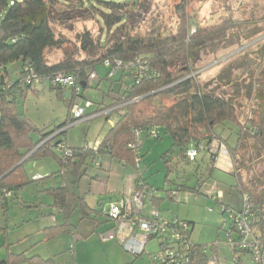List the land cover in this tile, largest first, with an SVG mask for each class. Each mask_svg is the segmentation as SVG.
I'll use <instances>...</instances> for the list:
<instances>
[{"label":"trees","instance_id":"16d2710c","mask_svg":"<svg viewBox=\"0 0 264 264\" xmlns=\"http://www.w3.org/2000/svg\"><path fill=\"white\" fill-rule=\"evenodd\" d=\"M192 1L194 0H181L178 32L168 37L156 38L134 36L132 32L135 29L132 28L125 30L128 7L133 5L134 0H0V179L16 168L0 181V192L6 190L11 194L7 200H0L4 216L8 214L7 201L18 199L20 193L34 183L37 186H45L41 194L51 198L52 207L60 211L63 218V223H57L44 230L47 232V240L62 234H72L70 218L76 209H80L83 218H87L97 230L98 215L86 214V204L79 194L78 186L87 176L89 160L97 168L96 163L100 162L98 158L102 155H109L112 160L134 166V153L130 146L136 142V130H142L147 137H149L148 132L156 130L158 132L156 139L162 138L163 133L171 137L170 148L161 156L166 166L165 184L171 185L173 189L180 187L193 194H199L205 183L212 178L217 159L214 154L209 153L213 143L223 145L234 162L239 161L241 156L244 169H246L245 163L252 158L246 155L250 141L264 153V110L256 111L254 118L242 121L243 117L241 118L242 115L235 105L236 97L219 95L198 85L193 79H185L196 71L197 68L192 60L196 59L195 53L201 50L205 40L235 28L232 21L219 26L198 25L195 33L190 37L191 18L186 9ZM68 3L100 10L105 14L102 20L107 28L126 31V35L115 41L101 58L80 60L70 47L64 46L56 37L52 27L56 5ZM103 10L108 11L103 12ZM112 11L122 14L113 17L108 13ZM81 37L83 51L93 50L95 43L91 35L87 33ZM48 49H61L65 54L64 59L50 64L46 58ZM262 55L264 57V47ZM138 59L149 64L153 76L139 81L132 72L120 73L115 78L118 85L117 95L112 98L110 104H106L104 109H112L122 104L119 99L121 94H127L126 100L129 102L143 99L128 104L124 109L114 111L118 115V120L97 150H90L87 147L75 148L72 149L75 152L72 158H64L60 152L57 154L53 151L57 148H50L47 145L36 149L25 162L17 166L46 137L68 123L65 122L47 131L35 128L25 118L20 105L30 91L37 93L36 82L56 92L58 99L67 107L71 122L73 101L64 89L51 84L49 80L53 76L58 73L74 74L80 83L86 80L89 72L96 71L98 66H102L105 60H120L128 63ZM15 62H19L21 67L12 72L10 65ZM26 67L35 73L38 80L32 84L22 85L21 80L22 77L25 78ZM104 79L111 80L108 73ZM87 89L85 88L83 92ZM253 89L256 100L264 102V74L262 79L255 80ZM112 91L113 86L110 87V93ZM94 105L96 104L93 103ZM225 132H228L226 138ZM65 134L66 132L61 136L64 141ZM233 137L235 140L230 141ZM200 148H203L201 153H204L201 161L198 160L200 155L196 161H189V151L192 149L198 151ZM49 158L58 164L60 170L68 169L64 176L60 172L63 180L61 187L50 186L53 174L38 180H31L28 176L26 167L29 163ZM189 165L194 169L193 186L187 183L190 181V176L186 175L185 167ZM202 165L205 166L206 172H199ZM243 168H237L233 174L241 193H248L255 203H264V182L256 180L251 187L245 185L241 173ZM173 175L176 179L171 180L170 177ZM67 176L71 180L70 184L66 179ZM140 177L138 175L137 179L139 180ZM164 192L167 197V192ZM163 199L155 198L153 204L160 206V201ZM201 248L195 245L191 254V264H209L208 256L202 253ZM5 262L6 264H55L54 257L44 259L40 256L29 257L27 252L16 255L9 251Z\"/></svg>","mask_w":264,"mask_h":264},{"label":"rangeland","instance_id":"374dc122","mask_svg":"<svg viewBox=\"0 0 264 264\" xmlns=\"http://www.w3.org/2000/svg\"><path fill=\"white\" fill-rule=\"evenodd\" d=\"M134 2L133 5L128 7V21L125 30L132 28L135 29L132 32L134 36L156 38L168 37L178 32L181 0H134ZM55 8L52 20L53 31L64 46L70 47L80 60H97L101 58L115 41L126 35V31L120 32L112 27L107 28L102 20L105 14L93 7H78L75 3H68L56 5ZM106 11L108 10H103V12ZM186 11L191 18L190 37L195 33L198 25L203 27L219 26L232 21L235 28L231 31L213 35L205 40L201 50L195 53L196 59L192 60L197 68L196 71L189 74L185 79H193L198 85L219 95L228 98L236 97L235 105L242 115L241 118L243 117L242 121L247 118H254L256 111L264 110V102L256 100L253 89L255 80L257 78L262 79L264 74V57L262 55L264 47V0H194L189 3ZM108 13L113 17L122 14L117 11ZM87 33L91 35L95 43L93 50L89 52L83 51L84 46L81 37ZM64 57V51L61 49H48L46 51V58L50 64L58 63ZM20 67L21 64L15 62L10 65V70L15 72ZM177 67L179 68V66ZM96 73L98 79L92 85L87 78V85L86 80H83V88H88L83 92V96L95 104H100L103 101L109 104L111 102L109 94L113 98L118 92L116 91L118 88L115 82L116 79L105 80L104 77L108 72L103 66H98ZM88 74L92 75L94 72L91 71ZM35 86L37 93L30 91L20 105L25 118L39 130L46 129L50 131L65 124V122L68 123L63 128L71 124L68 109L58 99L56 92L49 90L48 87L41 86L37 82ZM111 86H113V91L110 93ZM65 91L69 93L68 97L72 99L70 90ZM92 110L96 111L98 107H94ZM105 125L104 118L99 117L73 126L65 131L67 132L64 135L65 143L68 146L70 141H74L76 144L82 145L80 148H83L86 146L85 142L87 140L89 142L97 140L100 130H104ZM57 131L46 137L22 161L25 162L36 149L38 150L44 146L59 148L63 138ZM224 135L225 138L228 137V132H225ZM232 140L234 141L235 138H231L230 141ZM171 143V137L164 135V133L160 139L144 136L141 147L143 156L141 168L136 169L135 165L128 164H126L127 168L123 167L128 172H114L111 168V172L114 173L108 184L111 191L105 197H102V199L105 198L102 203L107 206L112 202H116L117 197H119V189L128 183L130 178L139 175L148 186L157 190V198H164L160 201V206L151 205L147 202L145 213H148L154 206L161 211L163 219L170 220L173 216H176L180 220L189 222L192 224L191 241L193 245L205 247L220 241L218 246L219 258L222 262L225 259L227 264L231 259L232 252L226 242V235L222 231L223 216L212 196L215 192L222 194V203L237 211L241 210L243 195L237 185V179L232 175L237 168H243L244 164L241 163L243 162L241 156L239 161L234 162L226 149H222L219 143H213L214 145L212 144L210 147L212 155L214 154L216 158L220 157L215 163L225 168L226 165L222 158H229L232 165V174L215 166L212 178L205 184V189L201 194H190L188 197H182L180 203H174L167 199L163 191L166 187V166L161 159L162 154L170 148ZM248 146L246 155L252 156V158L247 161L248 163H245L246 169L243 168L241 173L245 185L251 187L256 180L264 182V153L257 149L252 141L249 142ZM68 148L73 149L69 146ZM53 151L60 154L58 149H53ZM73 153L75 155L74 151ZM202 154L204 153H201L198 158L200 161ZM100 159L99 163L103 167L97 168L99 170L89 160L90 165L87 176L81 180L78 191L83 186L85 187L90 179L101 177L103 172H110V169L106 168L103 162H109L111 159L106 154L101 156ZM46 162L53 166L52 160ZM113 164L114 166L119 165L117 160H113ZM59 169L60 167L58 168L57 164L52 172L54 177L50 182V186L61 187L63 185L60 172L63 169L68 172V169ZM185 170L186 175L190 176V181L187 183L189 186H193L194 178L192 175L194 169L192 165L186 166ZM199 172H206L205 166L202 165ZM34 179L38 180V175ZM66 179L70 184L69 176ZM84 179L88 180V183H84ZM170 179H176V176L173 175ZM58 180H60L59 183ZM102 180L105 182L107 177L106 180L104 177ZM37 187L36 184L32 183L20 193L18 199L10 201L7 216L0 213V262L5 261L9 251L16 255L27 252L29 257L40 256L44 259L54 257L55 264H150L151 256L148 253L158 251L156 240H152L148 244L145 254L138 257L126 253L114 241L102 243L98 232L106 231L109 224L107 223L106 227L103 228L100 224H103L106 220L103 216H99L97 230H95L96 227L94 229L90 221L83 218L80 209H76L70 218L72 234H62L47 240V232L44 230L57 223H63V218L60 216V211L50 208L51 200L46 195L41 194L43 188L41 187V192H39L40 190H37ZM207 189H209L208 194L206 193ZM89 204L91 208L87 209L88 214L98 211L99 207L95 198L90 199ZM210 209H215V211L210 212ZM55 220L58 221L56 224Z\"/></svg>","mask_w":264,"mask_h":264},{"label":"built area","instance_id":"2783aa9c","mask_svg":"<svg viewBox=\"0 0 264 264\" xmlns=\"http://www.w3.org/2000/svg\"><path fill=\"white\" fill-rule=\"evenodd\" d=\"M102 66L107 69L110 79H115L120 73L124 72L134 73L139 81L153 76L149 64L139 59L128 63L120 60H105ZM92 72L94 74L87 75V79L91 81V85L98 79L96 71ZM24 74L25 78L22 77L21 80L22 85L23 83L32 84L38 80L35 73L28 67L25 68ZM88 80H86V85ZM44 81L42 80V82ZM49 81L53 86L70 90L74 102L72 122L66 128L57 131L60 136L73 126L103 117L112 111L124 109L128 104L137 100L129 102L126 100L128 95L121 94L119 99H121L122 104L118 107L89 113L93 107V103L83 97V82L79 83L76 75L58 73ZM147 135L156 139L158 132L152 130ZM144 136L145 134L142 130H136V142L130 146V149L134 153V165L136 169L141 168L143 161L141 147ZM219 145L222 149H226L223 145ZM57 149L64 158H72L74 155L63 139ZM201 151H203V148H200L198 151L193 149L189 151V161H196ZM209 153L212 154L210 148ZM98 159L100 160V157ZM63 164H66L65 161H63ZM123 165H126V163H123ZM96 166L97 168L100 167L99 162L96 163ZM66 174L65 169H63L61 175L64 176ZM164 191L167 192L168 200L174 203H180L182 197H188L191 194V192H187L182 188L173 189L169 184L166 185ZM157 193V190L148 186L140 178L132 194L123 195L110 205L106 206L103 204L100 207L101 215L106 221L102 226L103 228L106 227L107 223L109 226L106 231H99V238L102 243L116 242L126 253H130L134 257L144 255L148 244L152 240H156L158 242V251L148 253L151 256L152 264H191V254L195 248V245L191 241L192 225L184 220H180L178 217L170 220L163 219L161 212L154 206H152L148 213H145V205L147 202L154 205L153 200L157 198ZM213 195L212 198L219 206L220 213L223 216L222 231L226 235V242L232 252L231 259L227 264H264V203H255L248 193H244L242 194V208L237 211L222 203V194L215 192ZM10 197L11 194L6 190L0 192L1 201L7 200ZM213 211L215 209H210V212ZM219 245L220 241H216L211 246L201 248L202 253L208 256L209 264H226L225 259L223 262L220 261Z\"/></svg>","mask_w":264,"mask_h":264},{"label":"crops","instance_id":"0c3cea01","mask_svg":"<svg viewBox=\"0 0 264 264\" xmlns=\"http://www.w3.org/2000/svg\"><path fill=\"white\" fill-rule=\"evenodd\" d=\"M96 72H97V69H96ZM84 89V88H83ZM110 99H111V102H112V98L110 97ZM111 102H109V104L111 103ZM102 104V105H101ZM105 106H106V103L103 101L102 103H100V104H96V105H94L91 109H90V111H89V113H91V112H93L94 110H92L94 107H99V109L100 110H102V109H104L105 108ZM98 109V110H99ZM103 118H104V122L106 123V125H105V127H104V130L103 129H101L100 130V134H99V137L97 138V140H95L94 142H89L88 140L85 142V147H87V148H90V149H92V150H95V149H97L98 147H99V145L102 143V141L104 140V138L106 137V135H107V133H108V131L112 128V127H114V125L116 124V122H117V120H118V115H117V113H115L114 111H112V112H110L109 114H107V115H105V116H103ZM66 134H67V132H66ZM71 146H70V145ZM68 144V146L70 147V148H73V149H75V148H80L82 145H78V144H76L74 141H70V143ZM67 146V147H68ZM102 156H105V155H102ZM108 157H109V159H111L110 158V156L109 155H107ZM220 158V157H219ZM219 158H217L216 159V161H218L219 160ZM223 160H224V162H225V165H226V167L225 168H223V167H220V164L219 165H217V163H215V166H217L216 168H222V169H224V171H226L227 173H231L232 174V170H231V168H232V165H231V163H230V159L229 158H222ZM48 160H52L53 162V166H50L49 165V163L48 162H46V161H48ZM101 160V159H100ZM45 162H46V164H45ZM105 165H106V168H109L110 169V172H103L102 173V176L101 177H99L98 176V178H95V179H90V181H89V183H88V180H86V179H84L83 181H85L84 183H88V184H86V186L84 187L83 186V188L79 191V194H80V196L81 197H83V199H84V201H85V204H86V209H85V212H86V214H88L87 213V209H89V208H91L90 207V204H89V202H90V199H94L95 198V200H96V204L98 205V207H99V211L96 213H94L93 212V216H94V214H97L98 216H97V218L99 217V216H101L102 217V215H101V206L104 204V203H102L103 202V199H105V198H103L102 199V197H105V195H107V194H109V192L111 191L110 190V188H109V186H108V184H109V181H110V179L112 178V175L114 174L113 172H111V168L113 169V171L114 172H128V170H126L125 171V169L124 168H127L126 166H124L123 165V163H121V162H119L118 161V166H114V164H113V160L111 159V161H109V162H103ZM32 164V165H31ZM99 165H100V167H99V169L100 168H102L103 167V165L102 164H100L99 163ZM56 166H57V164H56V162L53 160V159H44V160H40V161H36V162H31V163H29L28 165H27V167H26V169H27V173H28V176H29V178L31 179V180H33L34 179V177L35 176H37L38 175V179L39 178H42V177H45V176H48L47 175V173H49V175L50 174H52V172L55 170V168H56ZM109 166V167H108ZM219 166V167H218ZM124 167V168H123ZM58 168H59V166H58ZM97 169V168H96ZM99 169H97V170H99ZM124 169V170H123ZM60 170V169H59ZM110 174V175H109ZM233 175V174H232ZM104 177V179L106 180V177H107V180L104 182L103 180H102V178ZM138 176H134V177H132V178H130L128 181V183H126L125 185H123L122 186V188H120L119 189V192H118V195H119V197H117L118 199L120 198V197H122L123 195H130V194H132L133 192H134V190H135V187H136V184H137V182H138ZM141 178V177H140ZM35 180V179H34ZM62 180V179H61ZM143 181H145L144 179H142ZM209 181V180H208ZM207 181V182H208ZM58 183L60 182V180H58L57 181ZM206 182V183H207ZM81 183V182H80ZM205 183V184H206ZM63 186V185H62ZM41 187L44 189L45 188V186L43 185V186H38L37 187V190H40L39 192H41ZM47 187V186H46ZM60 187V186H59ZM204 189H205V185L203 186V188H202V190H201V192H200V194L204 191ZM208 190V191H207ZM207 190H205V191H207L206 193L208 194L209 193V189H207ZM43 191V190H42ZM19 197V196H18ZM50 200H51V198H49ZM13 199H11V200H8L7 202H8V205H9V202L10 201H12ZM13 201H15V200H13ZM112 201V200H111ZM1 208V207H0ZM50 208L51 209H54V207H52V200H51V203H50ZM57 210V209H56ZM8 211H9V207H8ZM0 213H3L4 214V211L1 209V211H0ZM90 215H91V213H89ZM52 216V215H51ZM60 216H61V214H60ZM174 217H176V216H173L172 218H174ZM61 218H62V216H61ZM86 219V218H85ZM58 221H56L55 222V224L57 223ZM101 225V224H100ZM98 226V225H97ZM99 233V232H98Z\"/></svg>","mask_w":264,"mask_h":264},{"label":"water","instance_id":"95a60500","mask_svg":"<svg viewBox=\"0 0 264 264\" xmlns=\"http://www.w3.org/2000/svg\"><path fill=\"white\" fill-rule=\"evenodd\" d=\"M67 96H69V93H67ZM141 99H143V98H139V99H137L136 102L139 101V100H141ZM22 163H23V161H22L20 164H18L17 166L21 165ZM14 169H16V168H14ZM14 169H13V170H14ZM13 170H12V171H13ZM12 171H11V172H12ZM11 172H9V173H7L5 176H3V177L0 179V181L3 180L4 178H6ZM0 264H6V262H5V261H2V262H0Z\"/></svg>","mask_w":264,"mask_h":264},{"label":"clouds","instance_id":"9594fccd","mask_svg":"<svg viewBox=\"0 0 264 264\" xmlns=\"http://www.w3.org/2000/svg\"><path fill=\"white\" fill-rule=\"evenodd\" d=\"M191 194H193V193H191ZM192 225V224H191Z\"/></svg>","mask_w":264,"mask_h":264}]
</instances>
